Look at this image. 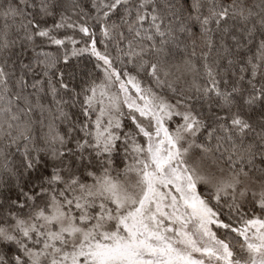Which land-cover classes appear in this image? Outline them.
I'll list each match as a JSON object with an SVG mask.
<instances>
[{"label": "snow or ice", "instance_id": "snow-or-ice-1", "mask_svg": "<svg viewBox=\"0 0 264 264\" xmlns=\"http://www.w3.org/2000/svg\"><path fill=\"white\" fill-rule=\"evenodd\" d=\"M0 264H264V0H0Z\"/></svg>", "mask_w": 264, "mask_h": 264}]
</instances>
